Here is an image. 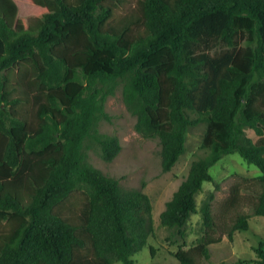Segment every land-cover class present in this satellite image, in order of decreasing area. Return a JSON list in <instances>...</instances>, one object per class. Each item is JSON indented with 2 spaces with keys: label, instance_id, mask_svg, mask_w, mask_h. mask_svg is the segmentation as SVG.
<instances>
[{
  "label": "trees",
  "instance_id": "trees-1",
  "mask_svg": "<svg viewBox=\"0 0 264 264\" xmlns=\"http://www.w3.org/2000/svg\"><path fill=\"white\" fill-rule=\"evenodd\" d=\"M118 87L135 130L158 140L163 172L206 125L207 153L165 203L162 227L185 238L210 167L234 153L260 171L250 206L264 216V0H0V264H133L147 244L148 195L87 161L93 146L106 162L121 150L98 129ZM213 198L202 237L172 252L179 264H201L210 245L248 229L239 186L217 214ZM253 251L264 264V239Z\"/></svg>",
  "mask_w": 264,
  "mask_h": 264
},
{
  "label": "rangeland",
  "instance_id": "rangeland-1",
  "mask_svg": "<svg viewBox=\"0 0 264 264\" xmlns=\"http://www.w3.org/2000/svg\"><path fill=\"white\" fill-rule=\"evenodd\" d=\"M105 110L110 120L100 121L98 129L103 134L118 137L121 150L112 161L106 162L100 156L99 148L93 146L87 150V161L104 174L117 178L122 188L141 189L148 195L153 207L154 233L141 251L133 255V264H179L172 252L178 248L187 249L203 235L200 208L208 194H214L212 206L217 214L233 186L240 188L241 199L237 210L249 215V227L234 232L232 239L224 235L219 243L210 245V258L201 264H253L256 258L253 247L264 239V216L253 215L250 206L254 193L259 191L252 179L260 175V171L236 153L222 156L209 169L213 181L204 182L201 192L196 195L198 212L191 215L185 227V238L181 239L174 230L160 225L159 215L187 177L191 163L207 153L202 147L206 125L200 123L189 129L184 153L170 171L163 172L159 142L154 138H144L135 130L136 117L126 109L121 87L107 98ZM234 216L235 213H232L231 217ZM113 264L123 263L116 261Z\"/></svg>",
  "mask_w": 264,
  "mask_h": 264
}]
</instances>
